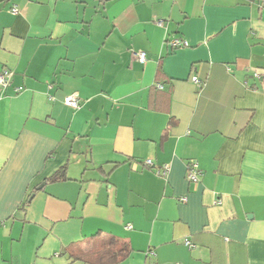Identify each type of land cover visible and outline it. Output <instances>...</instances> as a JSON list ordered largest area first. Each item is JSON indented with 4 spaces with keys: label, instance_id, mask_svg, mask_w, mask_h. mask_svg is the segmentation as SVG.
<instances>
[{
    "label": "crops",
    "instance_id": "0c3cea01",
    "mask_svg": "<svg viewBox=\"0 0 264 264\" xmlns=\"http://www.w3.org/2000/svg\"><path fill=\"white\" fill-rule=\"evenodd\" d=\"M1 67L0 264H264V6L0 0Z\"/></svg>",
    "mask_w": 264,
    "mask_h": 264
},
{
    "label": "built area",
    "instance_id": "2783aa9c",
    "mask_svg": "<svg viewBox=\"0 0 264 264\" xmlns=\"http://www.w3.org/2000/svg\"><path fill=\"white\" fill-rule=\"evenodd\" d=\"M258 2L260 6H264V0H255ZM16 8H12V12H15ZM156 23L158 25L162 24V20H157ZM169 44L172 47H182L187 44L186 40L180 37H172L169 40ZM134 57L140 62L145 61V53L143 51L133 52ZM11 70L7 67L0 68V91L7 87L9 84V80L11 77ZM192 81L198 83L200 85V80L196 76H192ZM158 87H162L161 84H158ZM21 88H16V91H19ZM64 104L73 108H77L79 106L78 94L76 92H72L64 97ZM144 166H152L151 159H146L143 162ZM168 170V165H163L160 170H157V173L165 174ZM201 174L199 164L195 160H191L186 166V178L191 182H197L199 179V175ZM186 245L188 247H193V244L186 240Z\"/></svg>",
    "mask_w": 264,
    "mask_h": 264
},
{
    "label": "trees",
    "instance_id": "16d2710c",
    "mask_svg": "<svg viewBox=\"0 0 264 264\" xmlns=\"http://www.w3.org/2000/svg\"><path fill=\"white\" fill-rule=\"evenodd\" d=\"M57 179V177H55ZM108 245V247H107ZM125 246V244H121ZM93 249H88L87 251L77 247V250L74 248L70 250V254L75 258H82L84 256H93L97 264H115L118 260L123 259L126 256V252L121 251V247H118V244L115 242L114 238L108 240V244L102 242L101 248L99 245H93Z\"/></svg>",
    "mask_w": 264,
    "mask_h": 264
},
{
    "label": "rangeland",
    "instance_id": "374dc122",
    "mask_svg": "<svg viewBox=\"0 0 264 264\" xmlns=\"http://www.w3.org/2000/svg\"><path fill=\"white\" fill-rule=\"evenodd\" d=\"M118 247H121V244H118Z\"/></svg>",
    "mask_w": 264,
    "mask_h": 264
}]
</instances>
